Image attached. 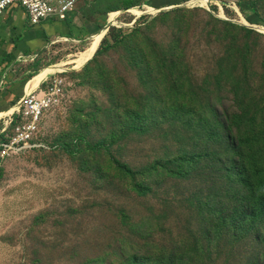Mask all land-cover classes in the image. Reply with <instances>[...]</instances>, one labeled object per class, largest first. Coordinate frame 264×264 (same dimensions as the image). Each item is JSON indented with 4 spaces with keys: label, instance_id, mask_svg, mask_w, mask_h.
I'll return each mask as SVG.
<instances>
[{
    "label": "rangeland",
    "instance_id": "1",
    "mask_svg": "<svg viewBox=\"0 0 264 264\" xmlns=\"http://www.w3.org/2000/svg\"><path fill=\"white\" fill-rule=\"evenodd\" d=\"M198 1L80 0L65 32L10 69L24 86L104 29L122 32L114 49L101 43L84 68L61 73L66 95L41 122L44 147L3 162L0 264H183L176 253L203 241L204 214L232 207L234 185L214 157L186 178L166 171L182 148L214 150L195 145L201 104L264 109V0ZM254 222L243 238L219 234L209 264H264V221Z\"/></svg>",
    "mask_w": 264,
    "mask_h": 264
},
{
    "label": "trees",
    "instance_id": "2",
    "mask_svg": "<svg viewBox=\"0 0 264 264\" xmlns=\"http://www.w3.org/2000/svg\"><path fill=\"white\" fill-rule=\"evenodd\" d=\"M212 11L217 9L212 7ZM122 32L112 28L102 42L104 51L114 49L122 41ZM260 94V92H256ZM244 100L241 106L228 107L223 104L218 109L214 103L201 104L196 116L201 123L195 145L204 140V144L212 142L214 150L204 147L203 151L189 152L179 150V153L169 160L176 170L169 173L171 178H186L198 171L199 164L214 157L221 172L226 171L229 181L234 185L235 197L230 209H220L221 216L212 212L211 216L204 214L203 233L201 242H185L177 251L183 264H209L212 252L218 246L217 236L227 229H232L233 237L238 239L254 229V221H264V118L258 123L264 109L255 113L245 112ZM208 112L209 116L204 115ZM193 140V141H194ZM128 175L132 171L124 169ZM150 174V172L148 173ZM148 182V179H144ZM141 184L138 195L148 196L152 192L151 184ZM243 186L244 188H240ZM221 207V206H219ZM222 208V207H221ZM227 226H230L229 228ZM244 234V235H243ZM245 238V237H244ZM195 242V243H194ZM175 259H173V262ZM134 262V263H133ZM151 258H122L121 264H150Z\"/></svg>",
    "mask_w": 264,
    "mask_h": 264
},
{
    "label": "built area",
    "instance_id": "3",
    "mask_svg": "<svg viewBox=\"0 0 264 264\" xmlns=\"http://www.w3.org/2000/svg\"><path fill=\"white\" fill-rule=\"evenodd\" d=\"M80 0H0V15L9 7L22 8L32 26L53 20L57 24L69 21ZM66 79L61 74L45 78L33 91L23 96L18 108L0 120V169L12 155L44 147L40 140V125L44 116L59 107L66 95Z\"/></svg>",
    "mask_w": 264,
    "mask_h": 264
},
{
    "label": "crops",
    "instance_id": "4",
    "mask_svg": "<svg viewBox=\"0 0 264 264\" xmlns=\"http://www.w3.org/2000/svg\"><path fill=\"white\" fill-rule=\"evenodd\" d=\"M68 23L57 24L47 20L32 26L26 12L18 6L9 7L0 15V107L19 102L26 95L25 85L11 81L10 69L24 55L42 47L43 41L65 32Z\"/></svg>",
    "mask_w": 264,
    "mask_h": 264
},
{
    "label": "bare ground",
    "instance_id": "5",
    "mask_svg": "<svg viewBox=\"0 0 264 264\" xmlns=\"http://www.w3.org/2000/svg\"><path fill=\"white\" fill-rule=\"evenodd\" d=\"M197 3L199 5H201L202 7H207L209 5V0H199ZM116 16H117L116 14L111 15V17H110L111 19H110V23H109L110 25L115 23ZM107 31L108 30L106 28V29H104V31L99 36L94 37L91 40V44H90L89 48L84 53L79 54L76 58H74L70 62L60 63V64H57L54 66H50V67L42 70L40 73H38L32 79H30L25 85V88H26L25 93L28 94L30 91H33L45 78L51 77V76L56 75V74L64 73L68 67H73L75 71H78V70H81L82 68H84L95 56V53L99 49V46L101 45L103 39L105 38ZM17 108H18V105H15L14 107H12L10 109L1 112L0 113V120L3 118H6L10 114H12V112L14 110H16Z\"/></svg>",
    "mask_w": 264,
    "mask_h": 264
},
{
    "label": "water",
    "instance_id": "6",
    "mask_svg": "<svg viewBox=\"0 0 264 264\" xmlns=\"http://www.w3.org/2000/svg\"><path fill=\"white\" fill-rule=\"evenodd\" d=\"M109 31V30H108ZM108 31H107V34H108ZM107 34L105 35V37L107 36ZM96 54V53H95Z\"/></svg>",
    "mask_w": 264,
    "mask_h": 264
}]
</instances>
